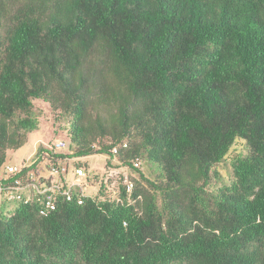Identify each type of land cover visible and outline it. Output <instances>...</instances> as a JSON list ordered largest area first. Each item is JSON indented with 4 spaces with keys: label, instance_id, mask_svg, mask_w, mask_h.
<instances>
[{
    "label": "trees",
    "instance_id": "1",
    "mask_svg": "<svg viewBox=\"0 0 264 264\" xmlns=\"http://www.w3.org/2000/svg\"><path fill=\"white\" fill-rule=\"evenodd\" d=\"M37 99L73 148L42 142L24 185L94 154L129 173L0 210V264H264V0H0V169Z\"/></svg>",
    "mask_w": 264,
    "mask_h": 264
},
{
    "label": "rangeland",
    "instance_id": "2",
    "mask_svg": "<svg viewBox=\"0 0 264 264\" xmlns=\"http://www.w3.org/2000/svg\"><path fill=\"white\" fill-rule=\"evenodd\" d=\"M34 105L36 112L39 113V129L31 132L29 134V139L28 142L21 147L18 150L14 151H9L7 154V159H6V164H20L22 161L29 160L30 157H33L36 150L40 147V144L42 142L45 143H54L59 140H64L67 143V147L61 149L60 153H69L72 150V143L67 135V131L62 129L65 125H67V119L63 118L59 122L54 121V114L51 111L49 103L37 99L34 100ZM236 151H240L242 153H246V146L244 142H240L236 144ZM110 157L108 155L104 154H94V155H89L83 158H79L83 162H85L86 166L85 172L86 173H99L100 175H104L105 178H109L111 182L114 184V181H116L117 176L119 174H123L126 176L129 171L124 168H117V167H111L112 169H107L106 168V162L107 159ZM75 159L73 158H66L61 161V164H63L65 167H67V172L64 171L63 176L65 178H68L70 180L74 179V175L76 174V169L74 165ZM112 163H115V160H111ZM145 170H148L144 166ZM218 169L222 173V178L219 180L215 185L216 186H221L223 184H229V181L231 179V172H232V167L230 164L229 159L222 160L218 163ZM5 170V165L0 169V176L4 173ZM111 171V172H110ZM38 174L39 176L50 178L53 176L54 178H58L57 174H53L50 169L46 167L45 162H42L38 166ZM117 182V181H116ZM74 189L77 190V186H74ZM30 188H26L25 192L26 195L30 194ZM88 193H94L98 191V186L93 185V186H88L87 187ZM5 202V205L3 204ZM0 204L1 208L0 210L3 212V214H6L9 208H14L18 202L16 201H6L3 198V195H0ZM8 209V210H7Z\"/></svg>",
    "mask_w": 264,
    "mask_h": 264
},
{
    "label": "built area",
    "instance_id": "3",
    "mask_svg": "<svg viewBox=\"0 0 264 264\" xmlns=\"http://www.w3.org/2000/svg\"><path fill=\"white\" fill-rule=\"evenodd\" d=\"M54 146V147H53ZM54 148L55 151H60L61 149L67 147V143L64 140H59L54 144H48V148ZM61 161L57 163H52L50 166V171L53 174H57L58 178H54L51 176L50 178L42 177L35 174L33 170H29L24 178H26V185L22 183V179L18 177L20 173L24 169L32 166L35 162L34 159L24 160L20 164H4L5 170L4 173L0 176V195H3L4 200L6 201H16V200H23L24 195H26L25 189L30 188V193L33 191H37L38 193H45L46 191H56L58 190L61 185L67 181L69 187L77 186L79 189L85 191L86 185L89 182L85 179L87 173L85 172L84 167H75L76 174L74 175V179L70 180L63 176L64 171L67 172V167L61 164ZM139 162H135V165L138 166ZM108 169H112L109 167ZM111 172V171H110ZM17 176V178H15ZM10 178H15L14 182L7 183V180ZM114 185V184H113ZM133 188V183L129 182L127 185V189L131 191ZM69 195V192H65ZM27 198L31 197L26 195ZM70 197V196H68ZM47 204L49 207H54L52 195L48 196Z\"/></svg>",
    "mask_w": 264,
    "mask_h": 264
},
{
    "label": "crops",
    "instance_id": "4",
    "mask_svg": "<svg viewBox=\"0 0 264 264\" xmlns=\"http://www.w3.org/2000/svg\"><path fill=\"white\" fill-rule=\"evenodd\" d=\"M88 186H89V184H87V185H86V188H85V190L87 189V187H88ZM0 206H1V205H0Z\"/></svg>",
    "mask_w": 264,
    "mask_h": 264
}]
</instances>
